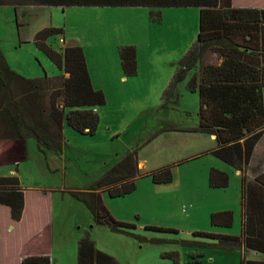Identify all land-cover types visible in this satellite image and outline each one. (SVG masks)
Instances as JSON below:
<instances>
[{
  "label": "rangeland",
  "instance_id": "obj_1",
  "mask_svg": "<svg viewBox=\"0 0 264 264\" xmlns=\"http://www.w3.org/2000/svg\"><path fill=\"white\" fill-rule=\"evenodd\" d=\"M198 13L197 7H162L151 14L146 6L0 4V49L12 70L26 78L60 74L33 39L44 27L62 28L63 33L48 37L47 44L56 51L80 45L92 84L106 98L105 104L97 107L100 121L93 135L80 134L64 124L61 154H43L33 137L25 140V157L17 169L21 185L55 190L50 215L42 213L45 200L27 192L28 214L19 226V236L50 224L52 264H77V241L86 231L100 250L121 264H175L161 256L174 250L179 253L178 264H230L220 261L213 248L201 249L202 261L194 263L190 254L196 252L195 247L151 242V238L191 239L192 228L211 229L210 213L221 210H231L234 217L224 232L238 234L241 229L238 171L211 154L188 157L194 150L215 144L210 135L194 131L199 103L197 92L187 88L189 77L177 84L167 102L161 98L177 62L197 38ZM120 45L136 47L138 70L134 76L123 75ZM129 151H136L143 173L175 165L171 183L154 184L143 175L137 178L133 192L122 197L103 196L115 218L136 224L134 235L96 224L85 205L69 194L71 190L85 191ZM212 161L227 168L226 188L209 187V169L216 168ZM146 224L178 232L147 230Z\"/></svg>",
  "mask_w": 264,
  "mask_h": 264
},
{
  "label": "trees",
  "instance_id": "obj_2",
  "mask_svg": "<svg viewBox=\"0 0 264 264\" xmlns=\"http://www.w3.org/2000/svg\"><path fill=\"white\" fill-rule=\"evenodd\" d=\"M1 3L146 6L151 8V14L159 13L162 7H197V38L177 62L161 98L167 102L177 84L189 77L187 88L197 92L199 103L198 127L194 131L213 135L216 147L209 153L241 174V230L239 234L215 230L230 228L233 224V212L221 210L210 213L211 230H195L193 238L188 240L151 238V242H174L195 249L243 250L239 264H264L245 258L247 249L264 253V173L256 175L252 181L246 176L254 147L264 133V8L233 7L231 0H0ZM62 33V28L48 26L38 30L33 39L59 69L60 74L56 76L44 74L26 78L10 68L0 49V138L19 139L16 160L25 157L27 137L34 138L43 154H61L64 124L88 135H93L98 127L100 117L94 109L105 104V95L93 86L80 45H66L56 51L47 44L48 37ZM118 54L123 75L137 74L136 47L120 45ZM174 166L165 164L143 173L138 167L136 151H129L85 191L71 190L69 194L85 205L96 224H106L114 232L134 235L136 224L115 218L105 205L103 195L122 197L133 192L137 178L143 175L149 176L154 184L171 183ZM228 184L227 173L209 169L210 188H226ZM0 204L9 207L12 220H20L24 189L17 176H0ZM144 229L178 232L175 228L150 224L144 225ZM35 238H39L41 251L30 254L23 251L21 264H52L50 227L46 226ZM161 256L175 264L179 262L176 250ZM190 256V262L200 263L202 252L196 251ZM76 262L121 264L115 256L100 250L87 231L77 241Z\"/></svg>",
  "mask_w": 264,
  "mask_h": 264
},
{
  "label": "crops",
  "instance_id": "obj_3",
  "mask_svg": "<svg viewBox=\"0 0 264 264\" xmlns=\"http://www.w3.org/2000/svg\"><path fill=\"white\" fill-rule=\"evenodd\" d=\"M231 3L233 7L264 8V0H231ZM89 74H90V71H89ZM90 78L92 79L91 74H90ZM94 110H96L97 113H100L99 110H97V107ZM210 136L215 142L214 136L213 135H210ZM215 147H216V142L214 145L208 148H205L204 150L198 149V150H194L190 152L188 157L192 158V157H196V156L203 155V154H210L209 153L210 150L214 149ZM18 154H19V139L0 138V156H1L0 176L2 175L17 176L19 160H16V159H17ZM211 165L223 171H226L227 169L225 165L221 163L220 161H212ZM238 173L241 176L239 171ZM262 173H264V133L262 134L259 141L254 147L251 159L249 161L246 176L248 180L252 181L256 175L262 174ZM23 189H24V208H23V212H22L20 220L18 221L12 220L10 216L9 207L6 205L0 204V264H21L22 257H23V251H25V253L27 254H30L33 252L35 253L40 252L41 250L39 247V244H40L39 238H35V237L46 226L50 227V224H46L42 228L36 227V229L34 230L35 232L33 234H29L27 236H19V226L23 222V219L25 218V216H27L28 214L29 204L27 201V192L32 191L34 192V194L37 195L38 198L44 199L46 202V207L44 208L45 212H42V213L43 214L45 213V215H50L53 209V190H55L52 187H47V188L23 187ZM222 229H227V228H216L215 230L222 232V233H226ZM192 230L195 231V230H201V229L192 228ZM208 230H211V229H208ZM214 250L218 252V255L217 254L216 255L220 261H226V263H230V264H239L241 254H243V250L241 251L239 250H216V249ZM49 251H50V256H51V228H50ZM195 251L202 252L201 249H195ZM245 258L246 260L254 261L258 263L264 262V253L259 250H255V249H247L245 250Z\"/></svg>",
  "mask_w": 264,
  "mask_h": 264
}]
</instances>
